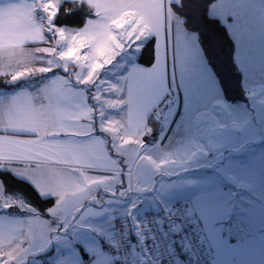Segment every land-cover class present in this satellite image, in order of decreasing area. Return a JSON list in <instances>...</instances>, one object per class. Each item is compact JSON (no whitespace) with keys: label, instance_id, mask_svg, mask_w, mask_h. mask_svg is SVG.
Here are the masks:
<instances>
[{"label":"snow or ice","instance_id":"snow-or-ice-1","mask_svg":"<svg viewBox=\"0 0 264 264\" xmlns=\"http://www.w3.org/2000/svg\"><path fill=\"white\" fill-rule=\"evenodd\" d=\"M200 4L0 0L4 67L38 65L0 71V172L52 202L0 178V264H264V0ZM75 8L97 19L57 24ZM201 19L230 38L238 101Z\"/></svg>","mask_w":264,"mask_h":264},{"label":"trees","instance_id":"trees-1","mask_svg":"<svg viewBox=\"0 0 264 264\" xmlns=\"http://www.w3.org/2000/svg\"><path fill=\"white\" fill-rule=\"evenodd\" d=\"M203 0L199 8L192 7L186 9V13L191 17H202L203 15ZM88 14L86 8H75L69 14H64L61 11L57 24L60 26L81 27L85 23V17ZM202 32V40L208 47L213 63L215 64V71L219 79L226 88V95L233 101H238L242 98L240 89V73L236 70L232 61L233 46L230 38L226 35L225 30L216 23H208L201 19L200 23L195 25ZM140 61L147 63L151 59V44L149 43L144 51L139 54ZM25 81H20L24 84ZM2 178L7 186V191L10 193H20L27 198L33 205L43 209L51 206V201H44L38 197L32 187L25 181L13 177L7 172H0Z\"/></svg>","mask_w":264,"mask_h":264},{"label":"crops","instance_id":"crops-1","mask_svg":"<svg viewBox=\"0 0 264 264\" xmlns=\"http://www.w3.org/2000/svg\"><path fill=\"white\" fill-rule=\"evenodd\" d=\"M85 23L81 27H78V28L72 27V29L79 30L80 28L84 27ZM73 34H75V32H73ZM78 39H79V37H78ZM37 46H40V47H48V46H51V45L50 44H39ZM23 59L24 58H21V60H23ZM5 64H7L6 59L0 58V71H11V72L22 71L23 68H24V64H26L28 67L38 66L36 62H28V61H24L23 64H19V65L13 64V65H11L9 67H4ZM54 71H58V70H54ZM43 75H49L50 76L51 73H49V74H43ZM39 80H40V74H38L35 77H29V78H27V81L29 83H32V84L37 83ZM21 81H24V80H21ZM114 112H115V110H114Z\"/></svg>","mask_w":264,"mask_h":264},{"label":"rangeland","instance_id":"rangeland-1","mask_svg":"<svg viewBox=\"0 0 264 264\" xmlns=\"http://www.w3.org/2000/svg\"><path fill=\"white\" fill-rule=\"evenodd\" d=\"M88 19H97V17H95L94 14H93L92 16H89V14H87L86 17H85V22H86ZM63 27H67V26H63ZM67 28L72 29V27H67ZM51 46H54V42H52ZM87 51H89V49H87V48L82 49L81 52H80V54L83 55L84 52H87ZM110 111L114 112V110H110ZM116 118L119 119L118 116H117ZM259 148H260L259 145H255V146H254V149H255L256 151H259Z\"/></svg>","mask_w":264,"mask_h":264}]
</instances>
